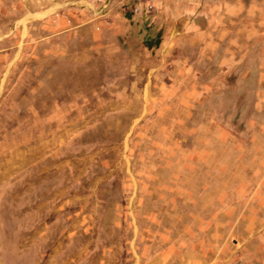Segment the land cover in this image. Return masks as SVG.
<instances>
[{"label": "rangeland", "instance_id": "obj_1", "mask_svg": "<svg viewBox=\"0 0 264 264\" xmlns=\"http://www.w3.org/2000/svg\"><path fill=\"white\" fill-rule=\"evenodd\" d=\"M0 264H264V0H0Z\"/></svg>", "mask_w": 264, "mask_h": 264}]
</instances>
